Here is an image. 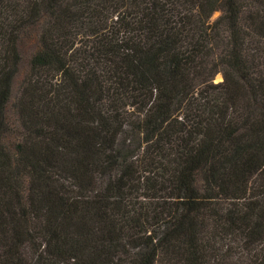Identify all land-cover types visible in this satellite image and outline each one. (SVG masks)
Segmentation results:
<instances>
[{
  "label": "trees",
  "instance_id": "16d2710c",
  "mask_svg": "<svg viewBox=\"0 0 264 264\" xmlns=\"http://www.w3.org/2000/svg\"><path fill=\"white\" fill-rule=\"evenodd\" d=\"M0 264H264V0H0Z\"/></svg>",
  "mask_w": 264,
  "mask_h": 264
},
{
  "label": "rangeland",
  "instance_id": "374dc122",
  "mask_svg": "<svg viewBox=\"0 0 264 264\" xmlns=\"http://www.w3.org/2000/svg\"><path fill=\"white\" fill-rule=\"evenodd\" d=\"M222 79H223V76L221 74H219L216 77V82H220V81H222Z\"/></svg>",
  "mask_w": 264,
  "mask_h": 264
}]
</instances>
